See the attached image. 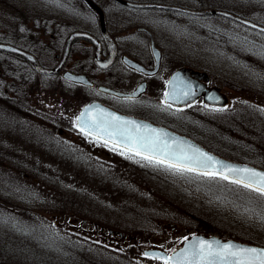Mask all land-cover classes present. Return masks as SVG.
<instances>
[{
	"label": "rangeland",
	"instance_id": "1",
	"mask_svg": "<svg viewBox=\"0 0 264 264\" xmlns=\"http://www.w3.org/2000/svg\"><path fill=\"white\" fill-rule=\"evenodd\" d=\"M132 1L164 2L193 9H229L245 15H253L256 10L260 16L251 19L264 24V17L259 13L264 11V6H261L264 2ZM100 5L106 10L108 30L136 27L140 25L138 20H128L129 17L152 15L156 18L159 32L164 35L197 36L205 48L192 50L203 54L212 52V63L200 60L193 66L205 69L213 83L228 93L229 105L220 110L198 102L178 111L179 115L210 127L213 138L221 142L234 141L236 150L255 148L264 156V36L222 16L139 10L106 2ZM80 8L84 9V12H77L81 14L80 18L86 16L92 20L90 15L93 12L83 6ZM15 16L8 3L0 4V31H5V37L0 38L11 39L14 32L29 24L17 22ZM60 19L44 36L48 44L62 49L67 29L73 28V22L77 21L69 17ZM81 25L94 28V24ZM0 57L12 63L16 58L15 54L2 50ZM54 57L52 55L51 64L55 63ZM88 57V61L92 62V55ZM81 92L83 88L69 84L67 126L78 136L81 134L76 129L75 117L84 102L76 94ZM84 92L83 101L91 96L104 103L117 104L108 96L86 89ZM14 111L12 103H0V152L3 149V156L0 153V264H155L144 260L142 254L140 261L135 260L131 254L136 251L132 241H120L111 246L99 236L74 230L71 225H79L82 219L88 221L86 228L98 224L134 236L137 240L143 237V245L149 243L147 239L154 243V238L169 234L167 232L174 224L178 228H190V233L220 235L264 246V222L259 219L264 215V198L219 178L213 180L192 173H173L150 165L131 153L110 150L84 136L80 140L85 146L67 142L62 147L53 140L49 142L54 151L46 164L36 160L37 157L30 151L32 143L39 147L34 139L40 140L43 136L24 134L17 147L21 163L14 164L13 131L7 134L4 130L16 126ZM84 138L90 143L84 142ZM214 142L205 143L223 152L219 154L227 158L234 157L264 168V161L255 163L249 154L228 150L225 143ZM88 144H91V149L87 148ZM106 150L111 153H106ZM27 157L31 158L26 161ZM15 184L23 197L33 196V193L37 196L44 194L42 200H47V209H40L42 206L37 202L27 205L15 202L14 197L8 194L15 192Z\"/></svg>",
	"mask_w": 264,
	"mask_h": 264
},
{
	"label": "flooded vegetation",
	"instance_id": "2",
	"mask_svg": "<svg viewBox=\"0 0 264 264\" xmlns=\"http://www.w3.org/2000/svg\"><path fill=\"white\" fill-rule=\"evenodd\" d=\"M242 1L243 3L254 2L255 4L256 2L258 4L264 2V0ZM5 2L13 8L17 22H26L29 24L25 28H20L14 32L11 39L0 38V40H5L0 41V43L10 44L34 55L43 69L55 68L60 63L68 38L76 32L88 33L96 38L99 42L101 56L103 58L108 56L111 48L115 51V59L113 63L108 67H102L96 62L94 54L96 55L97 46L92 40L75 38L71 43L69 55L65 64L60 71L56 73L38 71L34 63L18 54H15L17 59L13 58V63L5 62L6 58L0 57V103H12L13 110L15 108L14 115L16 126L4 129L6 133L10 130L13 131L12 141L15 145L12 150V158L14 164L19 165L21 163V154L17 147L20 145V137L24 134L43 136V138L40 136V140L34 139L39 144V147H36V145L32 143L33 148L32 150H29L34 154V157H37L36 160H39L40 162L44 161L46 164L51 160L50 157H53L52 151H54L53 148L48 145L49 142H52L53 140V142L59 143L62 147L64 146V143L67 142L73 143L74 145L83 144L85 146L82 140H80L81 136H84L87 140L103 144L109 147L110 150L131 153L109 143L106 144L105 141L80 131L77 127V116L75 117V125L81 136L72 132L73 129L67 126L69 84L83 88V92L76 94L77 98L84 102L82 106L93 101L102 102L96 97L91 96H89L90 98L88 99L85 98L86 102L83 101L84 94L82 93H85L84 90L86 88L88 91L111 98L112 101L117 104L102 103L112 107L120 113L141 118L158 126L167 127L172 131L199 142L204 148L221 157L225 156L219 154L220 151L218 152V150L207 146L206 143L214 144L216 143L214 141L225 143L228 150H234L241 154H249V156L255 160V163L256 161H264V156L255 148L243 147L244 149L238 148L240 150H236L237 148H234L233 146L235 145L233 143L234 141H229V143L225 141L221 142L218 138H213L214 136H212L210 127L201 126L196 120H190L187 117L180 116L178 113V111L187 109L198 102L203 106L207 105L208 108L223 109L224 107L208 105L203 98L184 107H177L169 102L168 104H171V107H168V105L164 103V93L168 89V80L174 71L180 68H187L193 71L207 73L205 69L195 67L193 64H199L197 62L200 60L205 63H212V52H207L205 55L202 52H195L192 50L197 47L200 49L205 48V46H203L198 40L197 36L185 37L184 35H164L162 32H159L160 28L157 27L158 23L156 18L152 15L142 16L141 18L127 17L128 20H138L140 25L127 29L120 27L115 31L113 29L108 30L106 25L105 32L109 35V38L112 41L111 43L113 44V46L110 47V42L108 38L104 36L105 33L102 31L100 15L97 14L92 3L100 8H102L100 5L101 2L122 5L116 0H0V4H4ZM82 6L93 12L91 13L92 15H90L93 17L92 20L86 16L80 18L81 14L77 12H84V9L80 8ZM222 10L232 12L233 14L264 27L263 23L251 19L253 16H260L256 10H254L253 15H245L242 13L237 14L229 9ZM103 11L106 17V10L103 9ZM69 13L71 15H69ZM259 13L264 17V11H260ZM66 17L72 18L74 21H77V23L73 22V24H75L74 26H71L73 28L67 29L68 33L64 41V46L62 49H59L48 44L46 42L47 37L44 35L50 32L49 28L55 26L54 23L61 21L60 18L64 19ZM81 24H88L89 26L94 24V28H87ZM4 32L5 31L2 30L0 31V36L3 38L5 37ZM89 51H91V53H88ZM89 54L92 55V62L88 61ZM52 55H55L54 64H51ZM126 57L137 62L141 68L136 69L127 65L124 61ZM16 60L18 62H16ZM67 71L78 75H86L94 85L89 87L83 84L81 85L70 82L64 77V73ZM208 76L209 78L207 77V80H199L198 82L201 85H204L207 89H216L226 94L229 99L228 93L213 83V79L209 74ZM100 85L122 92L134 91L139 93V95L131 99L110 95L99 91ZM53 98L57 99V105ZM85 138L83 141L85 140L84 142H88ZM42 139L44 140L43 143L41 142ZM87 146V148L91 149V144H88ZM0 153L3 156V149ZM106 153H111V151L106 150ZM220 153L223 154V152ZM39 155L41 156L38 157ZM28 158L31 157H27L26 161H28ZM14 190L15 192L12 194L7 193L13 196L14 201L18 204L27 205L28 203L37 202L42 206L40 209H47V207H45V203L48 204L47 200H42V198L45 197L44 194H39L37 196L33 193V196L29 195L23 197L20 195L19 186L16 184L14 185ZM87 222L86 219H82L79 225L71 226L76 231L91 236H99L104 242L109 243L111 246L120 241H132L135 244L134 247H136V251L131 252L132 256H135V260L140 261V254H142L144 260L152 261L155 264H163V261L153 259L151 256H145L144 253L146 249L161 250L167 255H171L174 250L182 245L185 241V237L190 238L191 236L200 233H190V228H178L173 224L172 229L169 232L164 230L165 233L167 232L169 234L160 235L158 238H154V243L147 239L149 243L143 245L145 243L143 237L137 240L134 236H127L121 231L112 229L111 227L106 229L103 225L98 224H95L93 228H86ZM150 239H152V237Z\"/></svg>",
	"mask_w": 264,
	"mask_h": 264
},
{
	"label": "snow or ice",
	"instance_id": "3",
	"mask_svg": "<svg viewBox=\"0 0 264 264\" xmlns=\"http://www.w3.org/2000/svg\"><path fill=\"white\" fill-rule=\"evenodd\" d=\"M257 35L264 36V29H261ZM245 40H247L246 37ZM102 67H107V65H102ZM69 79L72 78L69 77ZM170 96V92L164 93V103L168 107H171V104H168ZM88 111L89 109H85V112ZM106 115L110 118L107 124L101 125L94 122L89 126V131L96 130L97 136L103 134L108 138L105 139L106 144L110 139L118 136L119 139L116 140V143H122L133 155L139 156L150 165L159 166L181 175L192 173L213 180L219 178L264 198V172H258L247 167L237 168L224 165L199 149H193L192 155L183 150H173L167 141L162 140L156 129H151L147 125L141 126L135 121L124 120L114 113H106ZM83 117L84 113H81V117L78 119L82 120ZM129 125H131L130 128ZM142 127L153 135H144L141 131ZM81 131H84L83 127ZM214 164H219L220 169L213 168L212 165ZM259 219L264 222V215H261ZM184 239L187 241L189 238L185 237ZM144 255H151L153 259L162 260L163 264H264V248L246 247L232 242L221 243L218 240L209 241L205 239H198L188 248L175 253L174 256L147 252Z\"/></svg>",
	"mask_w": 264,
	"mask_h": 264
},
{
	"label": "water",
	"instance_id": "4",
	"mask_svg": "<svg viewBox=\"0 0 264 264\" xmlns=\"http://www.w3.org/2000/svg\"><path fill=\"white\" fill-rule=\"evenodd\" d=\"M117 1H119L123 5L129 6V7H134V8H157V9H165V10H174V11L185 12V13H189V14H193V15H222V16L228 17L230 19H233L239 23H242L246 26H249L251 28L257 29L259 31H261V29H264L263 26H260L256 23L245 20V19H243L239 16H236L232 13H229L226 11H221V10H215V9L191 10V9H187V8H183V7H179V6L157 4V3H134V2L126 1V0H117ZM92 6L95 8L96 11H98L100 13L101 24L103 26V30H105L104 29V16H103L102 10L97 5H95L93 3H92ZM75 38L90 39L98 46V51L96 54V60L100 65L109 66L113 62L114 57H115V51L111 50L108 58L101 60V56H100L101 52H100V47H99L98 41L96 39H94L91 35H89L87 33H83V32H76L70 36L61 63L59 64L58 67H56L55 69H52V70L41 69L34 56L16 48V47L0 43V49L4 50V51L23 55L29 61H32L33 63H35L38 70L46 71L48 73H54V72L59 71L61 69L62 65L64 64V62L66 61V58H67L68 53H69L70 45ZM126 63L128 65H131V66H135V64H136L132 60H126ZM64 77H66L70 81L83 83V84L91 85V86L93 85V83L89 82L87 80V78L83 75H74L70 72H66L64 74ZM69 77H71L72 79H69ZM199 79L207 80L208 78L205 74H202L200 72H195V71L190 70V69H180V70L176 71L170 77V80H169L168 92L171 93V96H170L168 102H171L172 104H174L176 106H184V105H187L188 103L196 100L197 98L203 96L204 101L210 105L223 106L227 103V98L224 94L220 93L216 89H207L204 85H201L198 82ZM99 89L101 91H104V92H107L110 94L119 95V96H135V93H131V94L122 93V92L110 89L108 87H105V86H100ZM187 93H190V95L186 96ZM85 109H89V111L85 112ZM101 110H103V111H101ZM81 113H84V117L82 120L78 119V127L80 129L83 127L84 132L89 133V134L96 136V137L103 139V140L108 139V138L106 136H104L103 134H101L100 136H97L96 130L89 131V126H91L94 122H98L101 125L107 124V122L110 120V118L106 115V113H114L115 115L122 117L124 120L135 121L141 126L147 125L151 129H156L158 131V133L160 134L162 140L167 141L168 145L173 150H177V151L183 150L184 152L188 153L189 155H192L193 149H199L201 152L207 153L209 156H212L215 160L220 161L224 165H231V166H234L237 168L247 167V168L255 169L258 172H264L263 169L255 167L253 165L240 163V162H236V161H231V160L225 159L219 155H216V154L210 152L209 150H207L206 148H204L202 145H200L198 142L194 141L193 139H191L187 136L181 135L175 131H172L167 127L158 126V125L153 124V123L146 121V120H142V119H138L135 117L123 115V114H121V113H119V112L99 103V102L87 104L82 109ZM81 113L79 114L78 117H81ZM128 127L130 128L131 125H129ZM141 131L144 135H153L152 133H149L148 130L143 128V127H142ZM118 139H119V137L117 136L114 139H110L108 142L115 144L118 147H121L123 149L128 150L127 148H125L123 146L122 143H116V140H118ZM212 167L220 169L219 164H214V165H212ZM229 175H231V173H229ZM198 239H205V240H209V241H217L218 240L221 243L232 242V243H236V244H239L241 246H246V247L264 248L261 246L248 245V244H245V243H242V242H239L236 240H232V239L223 240L222 238L216 237V236H207V235H203V234H198V235H194V236L190 237L187 241H184L183 244L175 252H173L170 256H174L175 253L181 252L182 250L188 248V246L190 244L195 243ZM146 252L150 253V254H161V253L166 254L165 252H163L161 250H156V249L145 250V253Z\"/></svg>",
	"mask_w": 264,
	"mask_h": 264
}]
</instances>
